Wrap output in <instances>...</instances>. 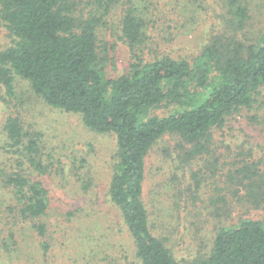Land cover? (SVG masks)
Returning <instances> with one entry per match:
<instances>
[{
    "label": "rangeland",
    "instance_id": "rangeland-1",
    "mask_svg": "<svg viewBox=\"0 0 264 264\" xmlns=\"http://www.w3.org/2000/svg\"><path fill=\"white\" fill-rule=\"evenodd\" d=\"M232 1L247 17L239 40L258 46L264 0ZM229 2L113 0L97 29L105 77L129 74L131 54L120 27L128 8L145 23V62L169 56L191 64L231 21L237 22ZM80 9L83 16L89 12ZM13 41L0 20V51ZM13 75L10 94L0 87V264H140L108 194L118 170L115 135L87 129L79 115L48 105L28 81ZM258 99L264 100V89ZM174 111V105L164 104L151 115L164 117ZM8 117H16L28 138L37 142L41 171L6 146L3 127ZM194 151L176 135L166 134L145 160L142 201L150 231L183 264L206 258L220 228L247 219L264 225V112L256 105L240 109L211 130L205 151ZM18 162L47 192L48 208L38 220L19 216L13 192L3 183L5 174L18 171ZM36 223L44 225L43 237L37 235Z\"/></svg>",
    "mask_w": 264,
    "mask_h": 264
},
{
    "label": "trees",
    "instance_id": "trees-1",
    "mask_svg": "<svg viewBox=\"0 0 264 264\" xmlns=\"http://www.w3.org/2000/svg\"><path fill=\"white\" fill-rule=\"evenodd\" d=\"M112 5L113 0H0V20L14 38L0 51V87L10 94L16 74L48 105L79 115L87 129L114 134L118 170L108 194L133 239L136 257L140 264H183L150 231L142 201L146 157L166 134L193 146V154L202 153L211 130L233 113L255 105L264 112V100L258 99L264 89V28L258 46L242 43L237 34L242 35L246 12L230 0L237 22L215 36L196 61L162 56L145 62V23L128 8L120 27L131 54L130 71L107 79L97 29ZM81 6L89 9L85 16L79 14ZM164 104L174 105L175 111L151 115ZM3 129L6 146L41 171L37 142L28 138L20 121L8 117ZM3 183L12 190L23 220L45 215L47 192L21 162L17 172L4 175ZM34 228L44 236L43 224ZM191 264H264L263 223L247 219L218 229L209 255Z\"/></svg>",
    "mask_w": 264,
    "mask_h": 264
}]
</instances>
